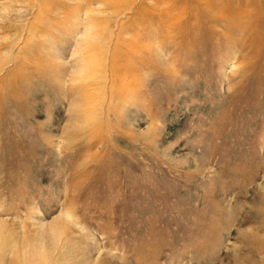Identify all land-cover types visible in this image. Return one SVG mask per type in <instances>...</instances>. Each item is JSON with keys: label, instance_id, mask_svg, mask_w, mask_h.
Listing matches in <instances>:
<instances>
[{"label": "rangeland", "instance_id": "obj_1", "mask_svg": "<svg viewBox=\"0 0 264 264\" xmlns=\"http://www.w3.org/2000/svg\"><path fill=\"white\" fill-rule=\"evenodd\" d=\"M0 264H264V0H0Z\"/></svg>", "mask_w": 264, "mask_h": 264}]
</instances>
